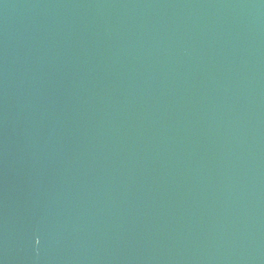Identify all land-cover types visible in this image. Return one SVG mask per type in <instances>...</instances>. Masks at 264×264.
<instances>
[{
  "label": "water",
  "instance_id": "95a60500",
  "mask_svg": "<svg viewBox=\"0 0 264 264\" xmlns=\"http://www.w3.org/2000/svg\"><path fill=\"white\" fill-rule=\"evenodd\" d=\"M0 264H264V0H0Z\"/></svg>",
  "mask_w": 264,
  "mask_h": 264
}]
</instances>
